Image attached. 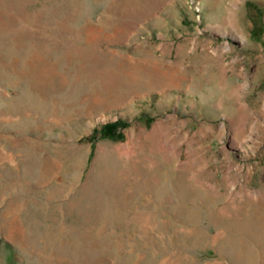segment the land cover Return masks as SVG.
I'll list each match as a JSON object with an SVG mask.
<instances>
[{
	"label": "rangeland",
	"instance_id": "1",
	"mask_svg": "<svg viewBox=\"0 0 264 264\" xmlns=\"http://www.w3.org/2000/svg\"><path fill=\"white\" fill-rule=\"evenodd\" d=\"M0 264H264V0H0Z\"/></svg>",
	"mask_w": 264,
	"mask_h": 264
},
{
	"label": "trees",
	"instance_id": "2",
	"mask_svg": "<svg viewBox=\"0 0 264 264\" xmlns=\"http://www.w3.org/2000/svg\"><path fill=\"white\" fill-rule=\"evenodd\" d=\"M125 124L124 120H118L115 122H109L104 124L100 129H96L97 131L99 130L100 133L105 136V137H114V136H122L120 133H117L116 130L118 126Z\"/></svg>",
	"mask_w": 264,
	"mask_h": 264
},
{
	"label": "bare ground",
	"instance_id": "3",
	"mask_svg": "<svg viewBox=\"0 0 264 264\" xmlns=\"http://www.w3.org/2000/svg\"><path fill=\"white\" fill-rule=\"evenodd\" d=\"M170 76V75H169ZM177 76H175V75H171L170 77H169V80L171 81V82H176V80H177ZM18 226V225H17ZM20 227V226H19ZM15 229V228H14ZM12 233H13V231H11ZM12 235V234H11Z\"/></svg>",
	"mask_w": 264,
	"mask_h": 264
}]
</instances>
